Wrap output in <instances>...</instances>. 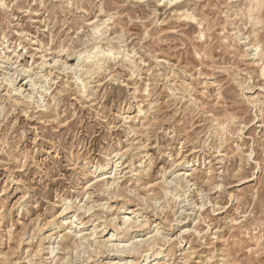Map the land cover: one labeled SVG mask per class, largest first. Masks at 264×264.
Wrapping results in <instances>:
<instances>
[{"label":"rangeland","instance_id":"obj_1","mask_svg":"<svg viewBox=\"0 0 264 264\" xmlns=\"http://www.w3.org/2000/svg\"><path fill=\"white\" fill-rule=\"evenodd\" d=\"M0 31L43 64L32 99L0 59V264H264V0H0Z\"/></svg>","mask_w":264,"mask_h":264},{"label":"bare ground","instance_id":"obj_2","mask_svg":"<svg viewBox=\"0 0 264 264\" xmlns=\"http://www.w3.org/2000/svg\"><path fill=\"white\" fill-rule=\"evenodd\" d=\"M174 2V1H173ZM187 2V1H186ZM185 2V3H186ZM190 12V11H189ZM20 33V36H24V37H27V33L25 32V31H21V32H19ZM1 36H2V33H1V31H0V59H2V58H5L6 59V61L8 60V61H10L11 62V64H12V68H11V70H12V73H10L9 71V77H11L10 78V80H9V82H8V84L7 85H9L8 87L9 88H12V86L13 87H15L14 89H15V95H17V96H20V97H27V96H29L30 98H34V97H36V92H35V89H37V83L39 82L38 81V79H40L39 77H43V75H40L41 74V71L43 70L42 69V67H43V64L41 65L42 67H40V64H38V65H34V59H33V57L32 56H30V58H32V62L30 63V64H25V63H23V58H24V56L26 55V53H27V49H26V46H24L23 44H22V42H19V44H17V45H15L14 47H13V49H10V50H8V51H5V48H9L8 46H3L4 45V41L1 39ZM8 44V43H7ZM6 45V44H5ZM22 50H26L25 52H21ZM61 51H65V49L63 48ZM117 52V51H116ZM8 53V54H7ZM104 53H106V52H104ZM108 54H112V50H110V51H108L107 52ZM106 53V54H107ZM96 55V54H95ZM44 59H46L47 58V55L46 54H44V55H41ZM90 56V55H89ZM58 57V56H57ZM78 57V56H77ZM81 57V56H80ZM129 57V56H128ZM59 58V57H58ZM89 58V57H88ZM88 58L87 59H85V60H83L82 62L84 63L85 61H87L88 60ZM90 58H91V56H90ZM89 58V59H90ZM80 59L81 58H79L78 57V59H77V63H76V65H69V61H68V58H65L64 56L62 57V59H54V65H57V63L59 64V63H61L62 64V66H64L65 67V69H68V68H72L73 70H76L77 68H79L80 67V65H81V63H80ZM94 59V58H93ZM3 60V59H2ZM91 60V59H90ZM2 62V61H1ZM89 62V61H88ZM37 63V62H36ZM45 64V63H44ZM38 68H41V70L40 71H38L37 69ZM84 69V68H83ZM10 70V71H11ZM81 70V69H80ZM79 71V70H78ZM4 74V73H3ZM7 77H8V75H7ZM38 78V79H37ZM79 80H81L80 78H79ZM7 81V80H6ZM2 83H3V81H0V86L2 85ZM84 83V82H83ZM80 84H82L81 82H78V85H80ZM44 87V86H43ZM36 93V94H35ZM25 94H26V96H25ZM16 100V99H15ZM0 109H1V107H0ZM33 162V161H32ZM116 162V161H115ZM21 163H22V161H21ZM22 167L23 166H20V169H22ZM116 167H117V165H116ZM106 168V166H99V167H96L95 168V173H97V175H99L104 169ZM182 170H184V168L182 169ZM104 172V171H103ZM103 172H102V174H103ZM183 172V171H182ZM182 172H180V173H177V177H181V176H184V178H186L187 177V175H186V170L182 173ZM96 175V176H97ZM172 181H174L173 179H172ZM189 181V180H188ZM170 182V181H169ZM175 182V181H174ZM110 183V182H109ZM113 183H115L114 181H112L111 182V184H113ZM189 184V183H188ZM6 190V188H4V191ZM66 211V209H64V212ZM135 211L133 210L131 213H134ZM76 213V212H75ZM74 213V214H75ZM78 216V215H77ZM73 217V216H72ZM127 218L124 220V222H123V225H124V227L125 228H130V225H132L133 223H135L136 221L135 220H133L130 216L128 217V216H126ZM133 220V222H131L132 220ZM138 221V220H137ZM79 228H80V226H79ZM82 228L81 229H79V233L80 234H77L76 236H78L79 237V239L80 240H83V239H86L87 240V238H88V234H89V236L90 235H93L94 236V230H93V232H86V233H82ZM117 231V230H116ZM82 233V234H81ZM116 233V232H115ZM96 234V233H95ZM87 236V237H86ZM90 238V237H89ZM85 240V241H86ZM110 241V240H109ZM141 241H148V239L147 238H145V239H141ZM82 242V241H81ZM149 242V241H148ZM135 243H136V241L135 240H133L132 242H131V246H134L135 245ZM114 246V245H113ZM130 248V247H129ZM156 248V247H155ZM55 249H56V247H55ZM113 249V248H112ZM151 249H152V246H151ZM130 250H133V248H130ZM55 251V250H54ZM154 251V250H153ZM51 253H53V251H50ZM131 252V251H130ZM55 253V252H54ZM53 253V254H54ZM134 253V252H133ZM52 254V255H53ZM162 253L161 252H148L146 255H145V257H144V259H143V261L140 263V264H152V262L153 261H155V260H158V259H161V255ZM51 255V254H50ZM51 255V256H52ZM55 256V255H54ZM165 258V257H164ZM126 260V259H125ZM122 261V260H121ZM121 261H119V262H121ZM136 261V260H135ZM135 261L132 259V261L131 260H126V262H125V264H133V263H135ZM159 261H161V260H159Z\"/></svg>","mask_w":264,"mask_h":264}]
</instances>
